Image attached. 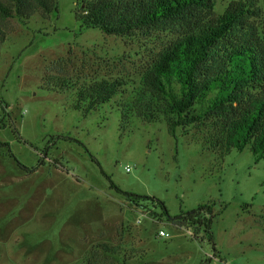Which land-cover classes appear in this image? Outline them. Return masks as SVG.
Returning <instances> with one entry per match:
<instances>
[{
  "label": "rangeland",
  "instance_id": "obj_1",
  "mask_svg": "<svg viewBox=\"0 0 264 264\" xmlns=\"http://www.w3.org/2000/svg\"><path fill=\"white\" fill-rule=\"evenodd\" d=\"M233 1L215 0L214 12ZM257 1L261 15L250 21L264 34ZM81 5L56 0L48 15L4 22L0 264H264V159L246 147L220 160L190 135L172 137L163 119L131 117L121 130L119 97L84 114L73 109L72 92L43 87L45 76L122 78L128 95L176 38L83 28ZM123 193L154 198L168 215L153 218L159 207L135 208ZM204 204L213 205L208 232L171 222Z\"/></svg>",
  "mask_w": 264,
  "mask_h": 264
},
{
  "label": "trees",
  "instance_id": "obj_2",
  "mask_svg": "<svg viewBox=\"0 0 264 264\" xmlns=\"http://www.w3.org/2000/svg\"><path fill=\"white\" fill-rule=\"evenodd\" d=\"M81 1L77 18L83 28L120 38L139 32H170L176 38L144 69L128 95L122 78L78 82L45 76L43 87L72 92L73 109L84 114L119 97L115 105L121 130L131 117L145 123L163 119L172 137L190 135L220 160L246 147L256 162L264 159V34L250 21L261 15L257 0L230 2L220 15L214 12L215 0ZM55 2L0 0V41L10 30L4 27L8 19L24 22L35 14L48 15ZM110 188L120 192L112 183ZM123 194L135 208L143 209V202L159 207V215L148 211L153 218L168 215L154 198ZM212 208L199 205L171 222L208 232ZM202 211L210 218L201 219Z\"/></svg>",
  "mask_w": 264,
  "mask_h": 264
},
{
  "label": "built area",
  "instance_id": "obj_3",
  "mask_svg": "<svg viewBox=\"0 0 264 264\" xmlns=\"http://www.w3.org/2000/svg\"><path fill=\"white\" fill-rule=\"evenodd\" d=\"M126 171L129 172L130 169L127 168ZM201 213H202V215H204L206 217V219L208 218L209 215H208L207 212L202 211ZM138 223H139V221H138ZM187 235H189L190 237H192L193 236V233L190 230H187ZM158 237H160V238H167L168 237V234L166 232H164L163 230H159L158 231Z\"/></svg>",
  "mask_w": 264,
  "mask_h": 264
}]
</instances>
